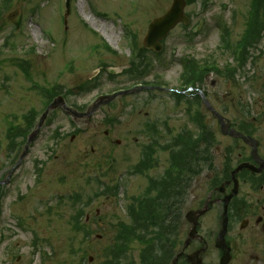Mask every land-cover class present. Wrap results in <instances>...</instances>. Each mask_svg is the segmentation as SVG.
I'll return each instance as SVG.
<instances>
[{
  "label": "rangeland",
  "instance_id": "1",
  "mask_svg": "<svg viewBox=\"0 0 264 264\" xmlns=\"http://www.w3.org/2000/svg\"><path fill=\"white\" fill-rule=\"evenodd\" d=\"M172 4L173 0H71L66 26L65 0H0V181L16 164L7 163L8 129L22 124L23 116L32 111H45L48 100L43 90L55 88L67 94L70 107L85 111L99 96L128 90L136 83L131 74L111 77L112 72L128 68L143 47L150 23ZM188 4L185 12L193 17L191 25L173 31L160 56L146 55L149 71L141 79L160 82L161 90L119 98L101 107L90 122L80 120L78 125L60 110L50 113L29 156L0 189V264H105L109 260L107 248L118 235L116 226L128 222V199L140 195L147 184L144 176L131 174L147 142L142 131L136 132L138 120L160 128L170 124L176 134L189 128L184 106L178 110L172 95L180 86L183 60L205 62L217 52L224 26L237 39L249 11L248 0H190ZM128 32L135 36V52ZM101 42L111 46L115 55L102 49L94 53L92 47ZM102 63L108 69L93 80L94 89L81 91ZM190 94L185 93L193 97ZM148 96L153 97L149 102ZM145 113H150L149 119ZM195 149L183 160L207 157L201 150L196 155ZM71 198L85 211L79 227L75 222L79 206L73 207ZM235 230L231 237L238 242L253 234L240 226ZM137 246L133 248L138 254ZM260 257L264 264V252ZM250 260V255L237 254L234 264Z\"/></svg>",
  "mask_w": 264,
  "mask_h": 264
},
{
  "label": "flooded vegetation",
  "instance_id": "2",
  "mask_svg": "<svg viewBox=\"0 0 264 264\" xmlns=\"http://www.w3.org/2000/svg\"><path fill=\"white\" fill-rule=\"evenodd\" d=\"M257 20V31L248 37L242 30L237 39L231 37L225 42L221 34L217 52L192 76L194 97H181L176 105L178 110L185 105L189 128L182 132L206 158L170 160L160 147L167 135L165 123L160 128L138 120L136 132L142 131L147 142L138 161V150L133 151L136 163L131 174L138 176L140 166L145 168L148 191L145 188L140 196L146 199L147 227L160 232L157 239L144 241V264H224L228 257V264H234L237 254L250 255L248 264H263L264 170L254 173L243 169L234 178L241 166L259 169L264 164V1L260 2ZM159 84L144 81L142 86L157 89ZM149 98L153 99L148 96V102ZM131 108L135 112L134 106ZM144 115L149 119L150 113ZM231 131L251 143L231 136ZM254 148L258 161L252 156ZM24 150L25 145L22 150L16 148L14 156L21 159ZM158 213L162 217L155 218ZM237 226L242 231L252 229L253 234L245 241L239 234L242 240L238 242L231 237L236 235ZM251 239L252 243H246ZM134 250L132 258L136 259L139 254ZM255 251L258 254L254 257Z\"/></svg>",
  "mask_w": 264,
  "mask_h": 264
},
{
  "label": "water",
  "instance_id": "3",
  "mask_svg": "<svg viewBox=\"0 0 264 264\" xmlns=\"http://www.w3.org/2000/svg\"><path fill=\"white\" fill-rule=\"evenodd\" d=\"M186 7V1L185 0H174V4L172 9L166 13L163 17L155 20L153 23H151L148 34L144 41V46L147 50H153L157 53H160L163 49V45L160 43L162 40H164L169 33L181 22L188 24L189 19L185 17L184 15V9ZM69 8H70V0H67V9L69 14ZM66 15V17H67ZM130 92H121L118 94H115L113 96L109 97H102L99 99L98 103L94 105V107L89 111L88 114H86V117H91L92 114L103 105H107L114 101L119 96L128 95ZM62 107L64 110L69 111L72 115L77 116L76 113L72 112L71 110L67 109L66 105L64 104L63 98H59L54 101L52 105L49 106L47 111L44 113L40 124L38 125L36 131L32 134L29 144L36 138L38 135L40 128L43 125L44 120L47 118L50 111ZM83 116V115H82ZM80 116V117H82ZM28 148V147H27ZM255 155V154H254ZM248 167V166H246ZM243 167H241L239 170H241ZM261 168H264V164ZM262 170V169H261ZM260 170V171H261ZM228 264V261H227Z\"/></svg>",
  "mask_w": 264,
  "mask_h": 264
},
{
  "label": "trees",
  "instance_id": "4",
  "mask_svg": "<svg viewBox=\"0 0 264 264\" xmlns=\"http://www.w3.org/2000/svg\"><path fill=\"white\" fill-rule=\"evenodd\" d=\"M256 26H257V24H256ZM256 26H255V28H254V31H255V30L257 31ZM101 47H102L103 49H105L106 51L111 52V49H110L106 44H102ZM57 95H58L57 93L50 94V96H48V100H51L52 98L56 97ZM29 129H30V127H27V128H26V130H29ZM144 218H145V217H144L143 214H139L138 219L141 221L140 224H144V223H145ZM122 233H123V232H121V234H122ZM121 238H122V237H121ZM123 238L126 239L127 242L132 241V239H139V240H141V239H145V233H144L142 230H133L131 233H128V234L125 235ZM122 248L126 249V246L123 247V245H118V249H122ZM119 256H120V254L118 255V257H119ZM118 257H116L115 261L118 259ZM123 258H125V257L122 256V259H123Z\"/></svg>",
  "mask_w": 264,
  "mask_h": 264
},
{
  "label": "bare ground",
  "instance_id": "5",
  "mask_svg": "<svg viewBox=\"0 0 264 264\" xmlns=\"http://www.w3.org/2000/svg\"><path fill=\"white\" fill-rule=\"evenodd\" d=\"M106 39L108 40V38L106 37ZM109 41V40H108ZM110 42V41H109Z\"/></svg>",
  "mask_w": 264,
  "mask_h": 264
}]
</instances>
